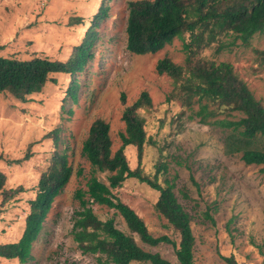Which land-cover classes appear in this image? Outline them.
Wrapping results in <instances>:
<instances>
[{
	"label": "rangeland",
	"instance_id": "1",
	"mask_svg": "<svg viewBox=\"0 0 264 264\" xmlns=\"http://www.w3.org/2000/svg\"><path fill=\"white\" fill-rule=\"evenodd\" d=\"M128 1L0 0L2 56L66 61L86 37L92 40L85 69L77 75L80 86L76 99L70 92L74 79L66 74L54 75L56 83L48 82L26 101L0 92V169L7 175L5 189H18L8 199L0 192V243L19 240L41 172L55 151H65L73 169L71 178L53 200L24 264H100L96 255L82 253L71 234L74 212L79 207L76 191L87 189L93 170L81 154L82 144L93 121L102 118L110 124L114 153L122 144L124 108L147 91L152 106L139 112L153 144L145 146L142 169L152 176L159 164L164 165L158 174L159 182L165 185L168 179L174 185L179 202L192 218L194 264H228L224 257L231 255L238 264H264V172L260 166L244 164L239 156L225 155L220 128L189 117L199 109L197 96L191 98L190 104L179 98L169 99L173 80L158 74L156 65L164 57L184 65L188 35L185 40L175 38L154 54L128 51ZM96 14L104 16L96 19ZM237 43L221 51L215 43L201 48L196 55L230 62L264 105V55L260 53L264 50V30L256 33L249 45ZM125 153L135 168V148L127 146ZM97 176L107 181L106 173L99 172ZM114 193L140 215L153 236L166 235L179 244V234L155 208L158 191L129 178ZM93 209L100 219L112 217L117 227L130 234L114 209L98 204ZM134 237L145 250L177 263L172 244L151 246L137 235ZM0 264L21 263L0 258Z\"/></svg>",
	"mask_w": 264,
	"mask_h": 264
},
{
	"label": "trees",
	"instance_id": "2",
	"mask_svg": "<svg viewBox=\"0 0 264 264\" xmlns=\"http://www.w3.org/2000/svg\"><path fill=\"white\" fill-rule=\"evenodd\" d=\"M127 5L128 51L154 54L175 38L185 40L184 36L188 35L189 39L184 42L187 53L184 65L176 64L168 57L160 59L156 65L158 74L173 80L174 89L169 99L179 98L190 104L191 98L197 96L199 109L193 110L189 117L220 128L224 133V154L239 156L244 164L260 166L264 172V105L230 62L200 59L196 55L201 48L215 43L218 51L231 48L239 41L249 45L253 36L264 30V0H130ZM106 10L107 7H102L104 14ZM102 16L96 14L95 18ZM89 39L86 37L77 45L66 61L40 56L21 60L0 55V92L26 101L30 95L41 92L48 82L56 83L54 75L66 74L74 79L70 92L76 99L80 86L77 75L85 69L92 44ZM224 39L229 40L225 42ZM260 53L264 55V50ZM121 99L126 102L124 93ZM211 103L217 106H210ZM151 106V96L143 91L124 108L122 144L114 153L110 124L102 118L93 121L82 144L81 154L93 170L87 189L76 191L79 207L74 212L71 234L82 253L96 255L100 264H194L192 218L179 202L174 185L168 179H165V185L159 182L158 174L164 165L159 164L152 176L142 169L145 146L153 142L147 137L146 121L139 111ZM127 146L136 150L138 163L135 168L126 156ZM72 171L67 152L55 151L51 155L46 169L40 174L36 196L30 200L22 235L18 241L0 243V258L17 259L21 264L28 261L51 204L69 182ZM99 172L107 174V181L98 178ZM129 178H136L159 192L155 208L179 234V244L166 235L153 236L140 215L115 195L114 189ZM6 182L7 175L0 169V192L4 199L18 191L5 189ZM94 204L114 209L123 218L130 234L117 227L114 218L100 219L93 209ZM207 217L215 223L210 215ZM134 235L151 246L172 244L177 263L158 252L145 250ZM224 259L228 264H238L233 255Z\"/></svg>",
	"mask_w": 264,
	"mask_h": 264
}]
</instances>
